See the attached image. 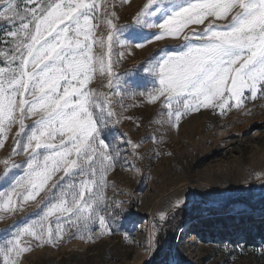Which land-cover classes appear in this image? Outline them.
Instances as JSON below:
<instances>
[{"label": "snow or ice", "instance_id": "snow-or-ice-1", "mask_svg": "<svg viewBox=\"0 0 264 264\" xmlns=\"http://www.w3.org/2000/svg\"><path fill=\"white\" fill-rule=\"evenodd\" d=\"M0 5V21L11 25L10 39L0 41L6 45L0 49L6 61L0 66V147L18 123L13 155L19 150L28 156L24 175L10 192H0V211L13 210L14 197L35 200L46 187L49 194L42 215L0 246L5 264H19L22 254L32 250L25 237L38 246H55L72 228V238L90 242L95 239L93 225L98 224L101 236L115 231L111 223L118 203L106 198V176L121 153L119 146L110 151L100 125L106 127L117 113L109 94L89 85L99 74L107 77L109 89L119 87L112 47L113 42L127 47V42L117 39L115 11L98 19L96 0H0ZM114 7L107 4L109 10ZM229 15L226 24L209 23L203 31L185 35V50L161 49L164 54L145 69L158 81L147 93L150 102L163 98L171 126L178 128L183 116L201 108L215 106L223 114L230 100L239 109L245 89L251 100L264 95V0H149L137 13L138 27L158 30L136 44L140 48L178 38L189 24H202L210 16L224 20ZM157 16L162 22L154 19ZM100 23L110 29L106 41L95 35ZM93 45L101 51L95 53ZM117 55L123 58L124 52ZM112 94L122 98L119 91ZM34 116L39 118L22 143L25 121ZM4 164L7 169L8 161Z\"/></svg>", "mask_w": 264, "mask_h": 264}, {"label": "rangeland", "instance_id": "rangeland-1", "mask_svg": "<svg viewBox=\"0 0 264 264\" xmlns=\"http://www.w3.org/2000/svg\"><path fill=\"white\" fill-rule=\"evenodd\" d=\"M148 2L96 0L98 19H103L106 11H115L118 19L114 23L120 28L117 39L127 42V47L116 42L112 47L119 87L109 89L107 77L99 74L89 85L108 93L117 113L106 127L100 125L102 137L112 146L110 151L119 146L121 153L106 176V198L118 203V215L111 223L115 231L101 236L98 224L93 225L95 239L90 242L72 238L76 232L72 228L55 246H38L25 237L32 250L22 254L19 264H154L157 257L164 264H264V241L257 239L264 225V95L258 93L257 99L251 100L245 89L241 108L232 107L234 100L229 101L223 114L215 106L201 108L183 116L178 128L168 123L163 98L152 103L147 95L158 87V81L145 69L153 58L164 54L161 49L168 53L183 51L185 35L203 31L209 23L226 24L231 15L224 20L210 16L202 24H189L178 38L166 37L140 48L136 44L151 39L158 31L142 29L134 22ZM108 3L115 7L109 10ZM154 19L162 22L160 16ZM10 29V24L0 21V41L10 39ZM109 31L100 23L95 35L106 41ZM93 48L95 53L101 51L95 45ZM0 49L6 50V45L0 43ZM119 52H124L123 58L117 55ZM117 60L119 63H115ZM5 65L0 56V66ZM114 91H119L122 98L113 95ZM38 118L26 119L25 132L19 137L22 143ZM18 131L17 123L0 147L2 193L10 192L26 171L28 156L19 150L13 155ZM129 140L131 143H125ZM48 199L47 187L35 200L24 202L14 197L10 206L13 210L0 211V246L38 219ZM177 202H182L179 207ZM194 207V216L202 217L194 219L188 214L177 225L167 226L175 211ZM208 210L215 214L210 215ZM104 214L109 215L107 211ZM215 219H226L227 225L209 226L208 221ZM0 264H5L3 256Z\"/></svg>", "mask_w": 264, "mask_h": 264}, {"label": "trees", "instance_id": "trees-1", "mask_svg": "<svg viewBox=\"0 0 264 264\" xmlns=\"http://www.w3.org/2000/svg\"><path fill=\"white\" fill-rule=\"evenodd\" d=\"M195 209H196L195 207L192 208V209H188V210H186V209H178L168 219L167 226H169V227L171 226L172 227L174 225H177L178 222L181 221L182 219H184L186 217V215H188V214H193L192 216H193L194 219H197L199 217H202V216H198V215H195L194 216V210ZM208 212H211L210 215L215 214L214 211H211V210H208ZM220 218H225V217H220ZM208 222H209L208 223L209 226L212 225V224H216V225H227L226 224L227 223L226 222V219H215L213 221H208ZM259 226H261V225H259ZM260 229L261 230H260V233H259L257 239L259 238L262 241H264V225H262V227H260ZM165 235H166V232L162 233V237L163 238L165 237ZM250 238H253V237L249 235V239ZM163 262H164L163 260L159 261V258L157 257L156 258V262L154 264H164Z\"/></svg>", "mask_w": 264, "mask_h": 264}, {"label": "bare ground", "instance_id": "bare-ground-1", "mask_svg": "<svg viewBox=\"0 0 264 264\" xmlns=\"http://www.w3.org/2000/svg\"><path fill=\"white\" fill-rule=\"evenodd\" d=\"M206 159H208V157Z\"/></svg>", "mask_w": 264, "mask_h": 264}]
</instances>
